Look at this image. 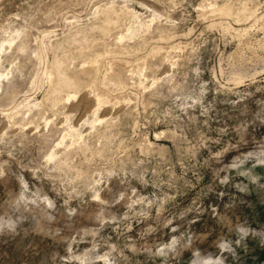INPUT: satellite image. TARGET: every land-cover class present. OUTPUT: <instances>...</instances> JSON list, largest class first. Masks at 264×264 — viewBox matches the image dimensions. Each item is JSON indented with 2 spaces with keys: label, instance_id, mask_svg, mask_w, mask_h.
<instances>
[{
  "label": "rangeland",
  "instance_id": "rangeland-1",
  "mask_svg": "<svg viewBox=\"0 0 264 264\" xmlns=\"http://www.w3.org/2000/svg\"><path fill=\"white\" fill-rule=\"evenodd\" d=\"M0 264H264V0H0Z\"/></svg>",
  "mask_w": 264,
  "mask_h": 264
},
{
  "label": "bare ground",
  "instance_id": "bare-ground-1",
  "mask_svg": "<svg viewBox=\"0 0 264 264\" xmlns=\"http://www.w3.org/2000/svg\"><path fill=\"white\" fill-rule=\"evenodd\" d=\"M67 80V79H66ZM69 80V79H68ZM65 82V81H64ZM68 82V81H67ZM70 84H71V86L73 85V83L72 82H70ZM67 85V84H66ZM68 87V86H67Z\"/></svg>",
  "mask_w": 264,
  "mask_h": 264
}]
</instances>
